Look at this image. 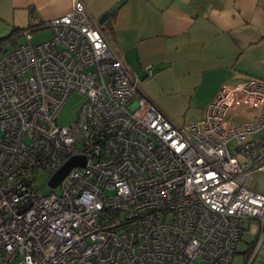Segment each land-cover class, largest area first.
Returning a JSON list of instances; mask_svg holds the SVG:
<instances>
[{"label":"built area","instance_id":"obj_1","mask_svg":"<svg viewBox=\"0 0 264 264\" xmlns=\"http://www.w3.org/2000/svg\"><path fill=\"white\" fill-rule=\"evenodd\" d=\"M97 21L74 0L0 45V264H231L243 218L258 222L259 248L264 191L248 181L264 173V79L224 83L176 124L137 96ZM74 91L76 117L59 125ZM74 155L85 164L43 194L38 174Z\"/></svg>","mask_w":264,"mask_h":264},{"label":"crops","instance_id":"obj_2","mask_svg":"<svg viewBox=\"0 0 264 264\" xmlns=\"http://www.w3.org/2000/svg\"><path fill=\"white\" fill-rule=\"evenodd\" d=\"M73 1L0 0V37L63 15ZM82 1L98 20L119 0ZM100 27L138 78L137 96L176 124L198 119L224 83L264 79V0H123Z\"/></svg>","mask_w":264,"mask_h":264},{"label":"rangeland","instance_id":"obj_3","mask_svg":"<svg viewBox=\"0 0 264 264\" xmlns=\"http://www.w3.org/2000/svg\"><path fill=\"white\" fill-rule=\"evenodd\" d=\"M31 42L38 43L52 35L50 28H40L31 31ZM15 39L8 41L4 45V51L12 49L17 44L25 42L24 35L14 34ZM4 51H1L4 52ZM0 53V54H1ZM82 96L77 92H72L67 97L66 102L60 109L57 115V122L59 125L65 126L69 124L76 117V112L81 103ZM250 117V116H247ZM241 116L234 117L235 122L242 121ZM233 142L229 146H232ZM48 173L42 171L38 174L35 181V186L40 189L43 194L48 193L51 187L47 184ZM249 184L254 188L264 191V174L256 172L250 177ZM60 188L56 187L55 191L59 192ZM259 238V224L255 219L243 218L241 226L240 239L236 244V252L231 260V264H264V241L261 242L259 248L256 249Z\"/></svg>","mask_w":264,"mask_h":264},{"label":"water","instance_id":"obj_4","mask_svg":"<svg viewBox=\"0 0 264 264\" xmlns=\"http://www.w3.org/2000/svg\"><path fill=\"white\" fill-rule=\"evenodd\" d=\"M123 0H119L114 3L107 11H105L99 18V24H102L108 15L122 2ZM85 164V157L83 155H74L68 158L63 165L52 174V176L48 179L47 184L54 188L56 187L60 181L64 178V176L68 173V171L74 166H83Z\"/></svg>","mask_w":264,"mask_h":264},{"label":"trees","instance_id":"obj_5","mask_svg":"<svg viewBox=\"0 0 264 264\" xmlns=\"http://www.w3.org/2000/svg\"><path fill=\"white\" fill-rule=\"evenodd\" d=\"M22 29L24 28H14L12 29L11 33L10 34H7L3 37H0V45L1 47L4 49V45L6 42L8 41H12L15 39L16 36H14V34L16 33V35H18L20 33V31H22Z\"/></svg>","mask_w":264,"mask_h":264},{"label":"bare ground","instance_id":"obj_6","mask_svg":"<svg viewBox=\"0 0 264 264\" xmlns=\"http://www.w3.org/2000/svg\"><path fill=\"white\" fill-rule=\"evenodd\" d=\"M98 22V21H97ZM98 24H99V22H98ZM99 26H100V24H99ZM101 28V27H100ZM102 30V29H101Z\"/></svg>","mask_w":264,"mask_h":264}]
</instances>
